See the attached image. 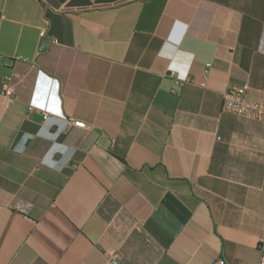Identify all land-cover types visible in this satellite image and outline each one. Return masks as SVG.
Here are the masks:
<instances>
[{"label": "crops", "instance_id": "0c3cea01", "mask_svg": "<svg viewBox=\"0 0 264 264\" xmlns=\"http://www.w3.org/2000/svg\"><path fill=\"white\" fill-rule=\"evenodd\" d=\"M5 78L0 264H257L264 0H0Z\"/></svg>", "mask_w": 264, "mask_h": 264}, {"label": "built area", "instance_id": "2783aa9c", "mask_svg": "<svg viewBox=\"0 0 264 264\" xmlns=\"http://www.w3.org/2000/svg\"><path fill=\"white\" fill-rule=\"evenodd\" d=\"M40 36H44V30H41ZM246 90L247 85L228 88L223 94L222 108L232 113L264 122V103L250 99L246 95ZM0 94L8 97L9 100L13 99V91L9 78H5L2 82ZM47 116L48 113L43 112V117L46 118ZM64 121L67 126H76L80 128L88 127L82 120L67 118ZM259 250L260 255L257 264H264V236L259 239ZM118 258L119 254L117 251L107 253V260L112 264H117ZM212 264H227V262L223 257L218 256Z\"/></svg>", "mask_w": 264, "mask_h": 264}, {"label": "water", "instance_id": "95a60500", "mask_svg": "<svg viewBox=\"0 0 264 264\" xmlns=\"http://www.w3.org/2000/svg\"><path fill=\"white\" fill-rule=\"evenodd\" d=\"M48 42H49V39L47 37H45V36L42 37L40 39V47H41V49H44L46 47V45L48 44Z\"/></svg>", "mask_w": 264, "mask_h": 264}]
</instances>
